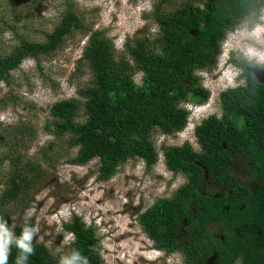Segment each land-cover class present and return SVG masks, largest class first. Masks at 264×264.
<instances>
[{
	"label": "trees",
	"instance_id": "1",
	"mask_svg": "<svg viewBox=\"0 0 264 264\" xmlns=\"http://www.w3.org/2000/svg\"><path fill=\"white\" fill-rule=\"evenodd\" d=\"M172 1L154 3L152 14L158 33L154 37L129 38L121 52L104 32L89 30L68 1L59 23L45 41L21 36L20 43L10 53L0 55V81L9 84L11 71L19 68L25 59L38 61L43 55H51L76 29L88 36L78 63L87 62L91 84L78 89L79 97L52 103L49 107L52 121L44 128L53 130L56 136H70V146L78 147L71 163L84 165L99 158V179L103 181L113 177L118 167L129 159H143L149 168L158 161L153 133L158 130L173 135L185 128L190 112L181 103L202 104L210 96L197 71L213 69L227 34L237 28L242 17L259 12L264 4V0H188L173 7ZM0 23L15 29L8 17H1ZM137 72H142L141 83L135 80ZM248 81L223 93L224 105L230 112L236 111L242 116L241 123L225 127L215 116L209 122L206 118L195 130L200 150L189 142L164 148L168 169L185 174L189 183L173 198L157 199L138 215L143 230L157 249L171 253L176 248L177 226L188 214L189 203L203 199L196 188L204 178L201 166L210 167L212 174L224 180L229 190L244 198L245 220L251 222L260 216L264 222V191L259 197L252 184H242L230 176L226 165L231 158L222 151L223 143L229 145L230 138L236 134L232 146L251 160L259 157L260 165H264V85L255 82L252 74ZM81 112L84 121L78 119ZM9 131L15 136L21 135L23 140L34 134L21 122ZM42 149L48 160L50 147ZM7 162L11 166L8 176L2 172ZM28 168L34 170L36 166L30 162L23 165L21 156L13 151L0 154V214L32 185ZM26 224L36 227L34 218L26 219L14 227V238L21 235ZM63 227L74 236L69 245V260L73 264H85V261L103 264L94 225H87L80 216L74 215ZM32 244L35 254L20 264H61L47 244L33 241ZM255 244L259 245L257 253L264 264V234H259ZM10 248L8 264H18L20 251L14 242ZM250 260L258 258L251 256Z\"/></svg>",
	"mask_w": 264,
	"mask_h": 264
},
{
	"label": "rangeland",
	"instance_id": "2",
	"mask_svg": "<svg viewBox=\"0 0 264 264\" xmlns=\"http://www.w3.org/2000/svg\"><path fill=\"white\" fill-rule=\"evenodd\" d=\"M68 1L89 30L104 32L120 52L129 38L154 37L159 31L152 14L157 0H0V18L8 17L15 27L0 25V55L10 53L21 36L45 41L59 23ZM183 1L188 0H173L171 5L179 6ZM261 17L264 20V11ZM87 38L82 30L76 29L51 55H43L38 61L25 59L11 71L9 84L0 81V154L13 151L21 156L23 165L30 162L36 166L34 170L28 168L32 185L0 214V223H6L14 236L16 225L34 218L38 232L33 242H44L62 261L69 259V245L74 237L65 231L63 223L78 215L87 225L95 226L103 264H180L178 253L166 254L156 249L138 215L186 181L183 173L174 174L168 169L164 148L189 142L200 150L194 130L218 104V93L233 83L240 70L233 66L221 69L230 51L240 46L245 52L243 57L255 60L252 55L258 53L256 61L264 64V22L244 17L227 34L216 66L205 69L201 76L204 86L211 89L210 104L208 100L198 107L183 101L182 106L190 109L185 128L173 135L158 130L153 133L160 152L158 161L149 168L143 159H129L105 181L99 179V158L84 165L71 163L78 147L70 146V136H56L53 130L44 128L52 121L49 112L52 103L79 97L78 89L91 84L87 62L78 63ZM141 77L142 72H137V83H141ZM78 119L84 121L82 112ZM19 122L34 132L30 138L23 140L21 135L9 131ZM44 146L51 150L48 160ZM2 172L6 176L11 173L9 162Z\"/></svg>",
	"mask_w": 264,
	"mask_h": 264
},
{
	"label": "flooded vegetation",
	"instance_id": "3",
	"mask_svg": "<svg viewBox=\"0 0 264 264\" xmlns=\"http://www.w3.org/2000/svg\"><path fill=\"white\" fill-rule=\"evenodd\" d=\"M263 11L264 4L259 12H253L244 17L252 21L254 17L259 23H263L264 20L261 17ZM242 67L245 85L249 82V74L253 75L255 82L259 85H264V64L247 59L242 63ZM214 116L217 120H221L225 127H230L229 124L233 125L234 122L241 123L243 119L236 111L227 110L223 102V94L218 106L214 107L207 116V122ZM232 137L236 138V134ZM233 138H230L229 145L226 143L222 145V151L231 158V162L226 165L227 172L242 184L249 186L252 184L257 196L259 194L261 197L264 191V165H260L259 157L251 160L238 148L233 147ZM201 167L204 178L197 183L196 188L202 193L203 199L189 203L188 214L177 226L176 248L167 254L178 253L181 257L180 264H261V255L257 253L259 245L255 242L258 241L259 234L260 236L264 234L263 219L258 216L251 222L245 220L243 218L246 207L244 198L236 196L232 190H229L224 180L212 174L210 167ZM184 176L186 181L171 195L162 199L173 198L182 186L189 183L188 177L185 174ZM252 236L255 239L252 240ZM251 256H256L258 260L251 261Z\"/></svg>",
	"mask_w": 264,
	"mask_h": 264
},
{
	"label": "clouds",
	"instance_id": "4",
	"mask_svg": "<svg viewBox=\"0 0 264 264\" xmlns=\"http://www.w3.org/2000/svg\"><path fill=\"white\" fill-rule=\"evenodd\" d=\"M234 31V30H233ZM226 39V38H225ZM224 39V40H225ZM223 40V42H224ZM222 42V43H223ZM116 47V45H115ZM222 53V44H221V48H220V54ZM245 52L243 51V49L239 46L238 48H235V49H232L229 53V56L228 58L223 62V66L221 69H224L225 66H233V67H238L240 70L239 72L233 77V83L230 82V86H228L226 89H223L221 90L219 93H218V100L219 102L221 101V97H222V94L224 92H227L231 89H236L240 86H244V82H245V79H244V71H243V67H242V63L244 61H246L247 59L245 57H243L245 54ZM219 54V55H220ZM218 55V56H219ZM251 55V54H250ZM218 56H217V61H218ZM252 58H254L255 60L256 59H259L257 58V56H253L252 55ZM216 61V63H217ZM23 63V62H22ZM216 63H215V66H216ZM214 66V67H215ZM214 69V68H213ZM205 70V69H204ZM204 70H198L197 71V74L198 76H203V72ZM212 70V69H211ZM216 75V74H215ZM225 76V79H229V76L228 75H223ZM201 84L204 88H206L209 92H210V96L208 98L209 100V103L210 104V100L212 98V93H211V89L210 88H207L204 86V83L203 81L201 80ZM72 98V97H71ZM69 99V98H67ZM62 100V99H61ZM207 100V101H208ZM206 101V102H207ZM206 102L202 103V104H195V106H203L204 104H206ZM218 102V104H219ZM189 103H192V102H189ZM217 105H214V107L218 106ZM209 107H211V105H209ZM189 107H188V111H189ZM212 111V110H211ZM190 112V111H189ZM208 115L202 117L203 119H206ZM202 119V120H203ZM202 122V121H201ZM200 122V123H201ZM199 123V124H200ZM198 124V125H199ZM197 125V126H198ZM196 126V128H197ZM195 128V130H196ZM194 130V133L196 135V132ZM197 138V136H196ZM159 155H160V152H159ZM74 216V215H73ZM72 216V218H73ZM68 222V221H67ZM38 232V228H34V227H30L28 226L27 224L24 226L23 228V231L21 233V235L19 237H16L14 238L13 236V233L9 230V228L6 226V223H0V264H8V259H9V255H10V245L14 242L16 247L19 249L20 251V255L19 257L17 258V262L18 264H20V261L23 260V261H27L29 256L30 255H34L35 254V250H34V247H33V244H32V241H33V238L34 236L36 235V233ZM151 239V238H150ZM157 249V248H156ZM158 251H164L162 249H157ZM165 252V251H164ZM166 253V252H165ZM167 254V253H166ZM78 258V254H77V257ZM61 264H73V260H69L67 258H65L64 260L61 261ZM85 264H87V261H85Z\"/></svg>",
	"mask_w": 264,
	"mask_h": 264
},
{
	"label": "bare ground",
	"instance_id": "5",
	"mask_svg": "<svg viewBox=\"0 0 264 264\" xmlns=\"http://www.w3.org/2000/svg\"><path fill=\"white\" fill-rule=\"evenodd\" d=\"M251 52H253V51H251ZM255 56H259V54H258V53H256V54H255ZM259 57H260V56H259ZM260 60H261V59H260ZM146 261H147V260H146ZM149 261H150V260H149Z\"/></svg>",
	"mask_w": 264,
	"mask_h": 264
},
{
	"label": "water",
	"instance_id": "6",
	"mask_svg": "<svg viewBox=\"0 0 264 264\" xmlns=\"http://www.w3.org/2000/svg\"><path fill=\"white\" fill-rule=\"evenodd\" d=\"M261 80H263V79H261Z\"/></svg>",
	"mask_w": 264,
	"mask_h": 264
}]
</instances>
